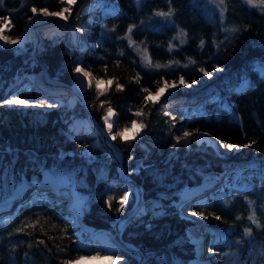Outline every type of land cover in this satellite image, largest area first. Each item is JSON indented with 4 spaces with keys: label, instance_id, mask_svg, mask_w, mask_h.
I'll return each mask as SVG.
<instances>
[{
    "label": "trees",
    "instance_id": "1",
    "mask_svg": "<svg viewBox=\"0 0 264 264\" xmlns=\"http://www.w3.org/2000/svg\"><path fill=\"white\" fill-rule=\"evenodd\" d=\"M37 1L0 0L7 35L15 39L23 34ZM226 10L223 21L209 14L204 0H99L85 27L92 44L85 65L94 77L108 81L87 92L92 112L105 125L108 109L116 111L114 141L122 149L127 174L144 190V206L123 232L125 240L143 251L144 264H188L194 258L188 229L199 223L183 208L208 217L204 231L211 234L209 244L221 253L223 264L264 262V2L253 7L227 0ZM2 40L0 203L6 205L0 204V210L9 208L5 206L23 179L39 185L48 177L35 166L39 163L53 176L66 172L74 177L84 198L85 224L114 230L113 221L130 211L136 193L120 179L116 160L104 158L107 146H93L88 133L71 125L75 118L88 116L83 104L46 108L7 103L54 101L31 93L34 83L7 93L16 76L43 70L40 59L52 76L76 82L74 59L80 51L72 33H48L40 59ZM220 69L227 71L204 88H213L211 96L202 90L189 93L183 103L175 101L180 91L159 102L149 98L166 82L183 78L194 84ZM135 121L143 134L125 140L120 133ZM198 131L240 149L222 154L198 142ZM185 132L193 133L188 143ZM85 146L95 154L93 160L79 154ZM63 150L75 154L62 157ZM204 182L214 188L206 201L197 188ZM194 189V196L187 194ZM36 191L13 214L0 218V264H71L84 254L75 226L50 199L52 192ZM246 229H251L247 235ZM117 256L127 258L123 264H139L124 249Z\"/></svg>",
    "mask_w": 264,
    "mask_h": 264
},
{
    "label": "rangeland",
    "instance_id": "2",
    "mask_svg": "<svg viewBox=\"0 0 264 264\" xmlns=\"http://www.w3.org/2000/svg\"><path fill=\"white\" fill-rule=\"evenodd\" d=\"M70 1L71 0H64L63 3L61 2V0H40V1H37L36 2L37 4L32 6V8L35 7L37 9L36 13L42 12L40 10L46 8L48 10V12H54V11L59 12V11H61L63 13L62 18L56 19V20L52 19V20L40 21L33 28L32 32L30 31V33L28 35H24L25 30L27 29V26H25L23 34L20 37L15 38V39L11 38L9 35H7L4 32V29L8 27L7 26L8 24L6 22L5 24L1 25V23H3V22L0 19V32L3 33V36H8L10 38V40H17V43H15V44L10 43L7 40H2L3 44L14 48L19 53L30 52L31 56L35 57L33 53L36 51L37 47H38V49L39 48L41 49L42 45L44 44V39L48 33H52V32L64 33V31H70L72 33V36L75 39L74 41L78 45L79 51H80L79 55L76 56L74 61L76 62L77 66L80 67V65H83L87 70H89L85 65V60L87 58L88 52L91 49L92 44L89 42V40L86 36L85 27L87 26L89 20L95 14V11L99 6V0H75L74 3H71ZM204 1H205V5L207 6V9L210 12L209 14L217 15L218 17H220L219 19L223 20V21L227 18V10H226L227 0H224L223 5L219 4V0H204ZM242 1L245 2L247 5L253 6V7H261L263 4V2H261L260 0H254V2L252 4H249L247 2V0H242ZM53 6H57L58 8L52 9ZM65 8H67L68 11H65L64 10ZM222 9H223V16H221V10ZM36 13H32V11H31L30 17L32 18ZM65 17H67V19H65ZM30 20L31 19H28V21H30ZM28 21H27V23H28ZM27 23H26V25H27ZM40 49H39V51H40ZM226 71L227 70H225V69L217 70L216 75H211L210 73H205L203 75V81L198 82V83H194V84L188 83L185 79H183V82L181 81V79L178 81L166 82L163 85H161L156 91L151 92L149 94V98L153 101L159 102L162 99H164L166 96H170L172 94H178L176 92L180 91V94L175 98L176 99L175 101L183 103L184 99L187 97V95L189 93H195L198 91H201V93H202V90L206 93V95L211 96V94H213V88L212 87L207 88V90H205L204 88L207 85L211 86V84L215 80V77H219V76L223 75ZM90 73L92 74L91 71H90ZM39 74H40V72L35 73L33 71H30L26 75L16 76V79L13 83L14 87L11 86V88H7V93H11L12 91H16L17 89H20L24 86H27L29 83H34L35 87L29 88V91L31 93L34 94V93L39 92V93H42L44 95H49V98L51 100H54V101L53 102H45V103H40V102L29 103V102H27V103H23V104H32L33 106H44L46 108L57 107L60 105H67L68 108H73L75 106V104L78 102V100L71 102V100H70L71 95L66 93L67 90L65 88H63L61 86L58 87V86L52 85V84H50V85H45L46 83L42 84V82H40L38 79ZM73 75L76 78V82L71 83V84H75L76 88L86 96H87V92L90 89L97 87V83H99V87H104L108 82L105 79H98V78L94 77V75L92 74L93 78L96 79V82L91 81V87H89L88 86V81H89L88 78L83 77V75H79L76 72H74ZM55 78L58 79L59 77H55ZM224 89H226V88L224 87ZM62 95H68L69 97L67 100H64L61 98ZM14 100H17V99H10L9 101H14ZM9 104H11L13 106L22 105V104H17V103H9ZM114 118H115V120L112 124V128L114 127V129H115V127L117 125V113L115 110H112V114L110 116H108V120L105 121L106 124L103 125L107 130H109V128H108L109 122ZM85 122H87L88 125H86ZM115 123H116V125H115ZM71 125L73 127H76L78 130L84 131V133H88V135L92 138L91 144L93 146L103 145L104 141H103L101 134L97 131V129L95 127H93L91 125V122H90L88 116L87 117L82 116V117L75 118V120L71 123ZM129 129H131V137L126 136L127 130H129ZM94 132H96V133H94ZM141 134H143L142 125L138 121H135V123H133L130 127L126 128L122 132V137L125 140H134V139H138L141 136ZM111 135L114 136V130H113V133ZM192 135H193V133H190L189 136L184 137L185 142H187V143L190 142L192 139ZM213 137H215V136L212 135L211 133L208 134V132H205V131H198L197 132L198 142H200V143L206 142L208 144H211L212 146L215 147V149L217 151H219L222 154L228 153L232 150H239L240 149L239 146H235L233 148L224 147V145L221 142L220 143L222 146H221V148H218L211 141L213 139ZM67 153H70L72 155L75 154L74 150H63L61 153L62 157H65V155ZM79 154L83 157H86L89 160H93L95 158V154L93 153L91 148H89L88 146L83 147L82 150L79 152ZM35 166L38 167V169H40L42 171L44 177L48 175V177L53 178V180L64 179V180H66V182L68 184V187H69L68 193H66V194L64 193L60 196L56 195L55 193L53 194L54 190L52 187L49 188L47 186V187H44L43 189H44V192L45 191H51L52 192L51 197H53V198H50V199H52L56 202V208H57L58 213L62 217L69 219L70 222L72 223V225L75 226V231H76L77 238H78L77 242H78V245L84 251V254L81 255L80 257H78L76 260H74L71 264H75L76 262L77 263L79 262L78 264H94L91 261H89V258L90 257L103 256V255L111 256V258L114 259L116 262L114 264H123V262H125V260L127 258L122 257V256H117V252H119L120 249L123 250V248L119 245V243L111 244L112 243L111 238L108 235H104L102 233L105 230H102V231L96 230L92 226L85 224V222L83 221L84 198L79 193V191L77 190V188L75 186L74 177L69 176L66 172H59L57 175L53 176L54 175L53 172H51L49 169H43L44 167H41V165L39 163H37ZM22 182H23L22 185L30 183L28 181H26L27 182L26 183L24 179ZM31 182H33V181H31ZM36 184L37 183H35L34 186L32 187V191H30L29 194L25 195L19 201H17L12 208L5 209L4 211L0 210V218L2 219V218L7 217L9 214H13L19 208V206L21 204L30 200L36 193H38V191H36V190H39L42 188H40ZM207 185H209V183L204 182L202 185H200L197 188L201 189V188L207 187ZM213 190H214V188L211 185L208 186L206 191L204 189H201L200 191H205L202 201H206L208 199L209 195L213 192ZM193 191H195V189L192 191H187V194H190V196L192 197V196H194V195H191V193H194ZM51 192H49V193H51ZM70 192H73V194H69ZM129 194L131 195V192L127 193L126 199L130 196ZM48 195H50V194H48ZM136 197H137V194H136ZM0 199H3V198H0ZM62 199H63V202H62V204L59 205L58 203ZM0 204H2L3 206L6 205L5 202L0 203ZM72 204L75 207L74 212L69 211L70 206ZM0 207H1V205H0ZM183 213L188 218L194 219L199 223V225L191 226L188 229V233L190 235L191 241L195 244V249H196V254H195L194 258L191 259L188 262V264H194V263L195 264H223L224 259L221 255V253H219L217 250H214L213 248H211V246L209 244L211 234L204 231V226L206 225L208 217H206L203 214L196 215L197 212L189 211L186 208H183ZM126 214H124V215L119 214L117 216V218L113 221V226L115 227L114 222L116 220L120 219L121 217L125 216ZM106 231H111V232L115 231L116 232V228L114 230L111 229V230H106ZM98 234H102V237H99L98 239H96ZM195 234H202L203 235L201 244H199V245L196 241H194ZM109 247H112V249L110 248L112 250L110 253L107 251V249ZM135 256L139 259V257H138L139 255L138 256L135 255ZM237 264H264V262L254 261V263L253 262L252 263H246V260L241 259V260L237 261Z\"/></svg>",
    "mask_w": 264,
    "mask_h": 264
},
{
    "label": "water",
    "instance_id": "3",
    "mask_svg": "<svg viewBox=\"0 0 264 264\" xmlns=\"http://www.w3.org/2000/svg\"><path fill=\"white\" fill-rule=\"evenodd\" d=\"M40 49V48H39ZM39 49L38 47L36 48V51L33 53L35 57L39 58ZM40 62L43 66V70L40 72L38 79L40 82H42V84L45 85H56V86H61L63 88H65L67 90V94L73 96L75 98L74 101L78 100L79 102H81L83 104V106L86 109L88 118L91 122V125L93 127H95L97 129V131L101 134L104 144L107 146V148L109 149V154L107 156H105L104 158H114L117 162L118 165V170H119V176L121 180H124L128 183V185L131 187V189L133 191L136 192L137 197H136V202L133 205V207L130 209V211L123 217H121L119 220L124 219V226L120 229L116 228V237H114V239H116V242L119 243V245L129 254L135 256V255H139V264H144L146 257L143 253V251L137 247L136 245H134L132 242L126 241L123 238V232L124 229L126 228V226L132 221L133 217L142 209V207L144 206V190L142 185L138 184L137 181L130 175L127 174L125 167H124V162H123V152L122 149L120 148L119 144H117L114 139L112 138L113 136L111 135L113 133L114 127L111 128V131H107L106 128L99 122V120L95 117V115L92 112L91 109V104H90V99L89 97H87L86 95H84L83 93H81L75 86V84H71L68 82H65L61 79H57L54 76L51 75L47 64L40 59ZM116 125V123H115ZM111 139L112 141H114V143L118 146L119 150H120V155H118L108 144V140ZM130 195V194H129ZM128 195V196H129ZM130 244H133L134 247H131Z\"/></svg>",
    "mask_w": 264,
    "mask_h": 264
},
{
    "label": "bare ground",
    "instance_id": "4",
    "mask_svg": "<svg viewBox=\"0 0 264 264\" xmlns=\"http://www.w3.org/2000/svg\"><path fill=\"white\" fill-rule=\"evenodd\" d=\"M71 2V1H70ZM72 3V2H71ZM55 12V11H54ZM56 12H58V11H56ZM60 13H61V15H59V16H53V15H45L43 12H38V13H36L32 18H31V20L30 21H28V23H27V29L25 30V33H24V35H28L29 33H30V31L32 32V30H33V28L36 26V24L38 23V22H40V21H43V20H52V19H54V20H56V19H60V18H62V15H63V13L61 12V11H59ZM49 13H53V12H49ZM23 35V36H24ZM80 67L85 71V72H88L90 75L88 76V77H86V78H88L90 81H92V82H96V79H94L93 78V76H92V74L90 73V71L89 70H87L83 65H80ZM79 75H83L82 73H78ZM70 100H71V102H74V100H75V98L73 97V96H71L70 97ZM114 120H115V118L114 119H112L110 122H109V124H113V122H114ZM85 124L86 125H88V123L87 122H85ZM108 124V125H109ZM107 130V129H106ZM108 131V130H107ZM94 133H96V132H94ZM209 134V133H208ZM126 136L127 137H131V129H129V130H127V134H126ZM212 141V143L216 146V147H218V148H221V143H220V141L218 140V139H216L215 137H213V139L211 140ZM108 144H109V146L118 154V155H120V150H119V148H118V146L114 143V141H112L111 139H109L108 140ZM34 186V184H30V183H28V184H23L22 186H20L19 188H17V190H16V192L14 193V195L12 196V198L9 200V203L7 204V206H5V208L6 207H9V208H11V207H13L14 205H15V203L17 202V201H19L22 197H24L25 195H27V194H29L30 193V191H32V187ZM37 186H39L40 188H44V187H49V188H53V190H54V192H53V194L55 193L56 195H62V194H66V193H68V189H69V187H68V184H67V182H66V180H64V179H61V180H53V179H51V178H49V177H45V179L43 180V182H41L39 185H37ZM207 188H208V186L207 187H204V188H201V189H204L205 191L207 190ZM205 191H200V192H198L201 196H203L204 195V193H205ZM69 194H73V192H70ZM62 202H63V199L62 200H60L59 201V205L60 204H62ZM74 209H75V207H74V205L72 204L71 206H70V209H69V211L70 212H74ZM114 224L116 225V227L117 228H122L123 226H124V219H121V220H116L115 222H114ZM104 235H108L110 238H111V240H112V243L111 244H114V243H118V242H116V239H114V237H116L117 235H116V232L115 231H104V232H102ZM95 234V233H94ZM99 235V236H98ZM97 235V238L96 239H98L99 237H102V234H98ZM202 238H203V235L202 234H195V237H194V241H196L197 243H198V245L199 244H201V241H202ZM130 246L131 247H134V245L133 244H130ZM112 247H109L108 249H107V251L110 253L112 250ZM108 253V254H109ZM89 261H91L92 263H94V264H114V263H116L115 262V260L114 259H112L111 258V256H109V255H103V256H97V257H90L89 258ZM79 263V262H78ZM77 262L75 263V264H78ZM195 264V263H194Z\"/></svg>",
    "mask_w": 264,
    "mask_h": 264
},
{
    "label": "snow or ice",
    "instance_id": "5",
    "mask_svg": "<svg viewBox=\"0 0 264 264\" xmlns=\"http://www.w3.org/2000/svg\"><path fill=\"white\" fill-rule=\"evenodd\" d=\"M61 2L63 3L64 0H61ZM71 2L74 3L75 0H71ZM247 2H248L249 4H252V3L254 2V0H247ZM262 2H264V0H262ZM219 4H220V5H223V4H224V0H219ZM64 10H65V11H68L67 8H65ZM31 11H32V13H36V12H37V9H36L35 7H33V8L31 9ZM40 11H42L45 15H53V16H59V15H61L60 12L49 13L48 10H47L46 8H45V9H41ZM161 15H171V12H169V13H167V14H165V13H161ZM221 16H223V9L221 10ZM3 19L7 20V18H3ZM29 19H31V17H30ZM65 19H67V17H65ZM0 39L7 40V41H9L10 43H13V44L17 43V40H10V38H9L8 36L0 35ZM157 67H159V65H157ZM73 71L76 72V73H82V74H83V77H88V76L90 75L88 72H85V71H84L81 67H79V66H77L76 68H74ZM201 71H203V69H201ZM181 81L183 82V78H181ZM109 83H111V81H109ZM193 83H195V81H193ZM88 86L91 87V81H90V80L88 81ZM97 88H99V83H97ZM7 103L23 104V103H25V101L17 99V100H14V101H7ZM111 114H112V110H111V108H109V109H108V115H106V116L104 117L105 121L108 120V116H110ZM133 123H135V122H133ZM108 128H109V131H111L112 125L109 124V125H108ZM120 134L122 135V133H120ZM189 135H190V133H188V132H185V133H184V137H187V136H189ZM112 138L115 139V136H113ZM177 139L179 140L180 137H177ZM224 147H227V148H233V147H235V146H234V145H224ZM126 195H127V193H125V196H126ZM196 215H200V213H196ZM250 219H253V217H250ZM254 222H255V220H254ZM17 231H23V229L20 228V229H17ZM250 231H251V229H246V230H245V234H246V235L249 234Z\"/></svg>",
    "mask_w": 264,
    "mask_h": 264
}]
</instances>
